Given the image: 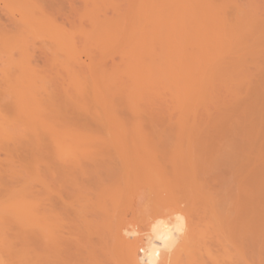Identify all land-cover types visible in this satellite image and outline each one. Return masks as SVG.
I'll return each mask as SVG.
<instances>
[{"label":"rangeland","instance_id":"374dc122","mask_svg":"<svg viewBox=\"0 0 264 264\" xmlns=\"http://www.w3.org/2000/svg\"><path fill=\"white\" fill-rule=\"evenodd\" d=\"M26 1L28 0H0V117L10 123L9 120L13 118L15 120L13 123L17 122L18 125L14 130H11L15 133L14 135L11 132V136L16 139L7 142L13 146L10 148L8 145L9 152L13 153V156L11 154L9 156L8 151H5L8 147L5 148L4 154L0 155L2 160V162L0 160V178H2L0 179V203L4 201L3 203L13 208L25 194L27 201L35 205L38 203V207L41 206L40 210L38 208L40 217H44L46 214L57 216L60 213L57 211H61L62 213L57 219L55 218L58 225L60 218L61 223H65L63 220L66 217L67 219L70 217L69 221L72 222L66 228L64 224H60L62 227L64 225L63 228L60 227V235L63 236V239L59 241V244L56 243L59 249H55L52 244H49L51 235L45 230V224L38 221V223L25 224L19 216L14 217L9 213L12 209L8 213H3L0 210V264H73V262L75 264H132L128 256L125 255L127 248L122 242L123 238H128L129 233L138 229L142 234L145 233L153 217L154 219L164 218L170 214L173 217L183 215L188 222L186 235L182 239V243L180 241V247L175 251L172 263L264 264V31L258 29L256 32L257 26L253 27L255 30L251 29L254 21L257 23V20H264V0H209L216 2L215 6L220 8L219 11L222 10L220 13L223 14L222 19L226 23L224 32L226 31L225 33L229 35L225 36L226 34L224 35L221 30L220 37H225L224 41L227 40L225 42L222 38L220 40L223 43L229 41L226 44L229 47L228 50L226 45L221 44L224 45L223 48L215 41H208L207 44L210 43L205 45L207 48L201 45L202 49L198 50L199 37L201 36V40H203L204 35L202 34L206 36V30L203 31L205 28L199 29L200 35L197 32L199 30L195 29L197 27L189 26L191 27L189 29L192 30L187 28L189 30V32L187 31L189 34L187 41L184 38L185 35L182 37L184 33L176 31L180 26H175L173 30L169 29L173 28L172 26H167V28L163 26L169 32L164 29L166 33L163 31L162 35L164 34L166 37L168 33L176 35L172 36V41H167L169 39L166 40V37L163 38L158 34L153 45V58L150 60L149 69L146 72L143 71L144 69H140L136 64L137 61L135 63L136 59L133 58V52H139L138 47H135L136 50L131 53L127 47L136 44L132 42L134 41L133 36L135 37L139 28L136 30L134 27L137 24L134 17L138 16L136 2L141 4L142 0H138L139 2L137 0H33L46 13L57 16L58 23L63 25L61 26L63 31L60 29L62 32L39 18L37 16L40 12L39 9L35 8L33 3V6L30 3L32 7L27 5ZM173 1L169 2L172 6ZM168 6L169 4L164 8ZM174 8L173 10L176 11L177 8ZM157 9L162 16V13L165 12H162L163 8L158 6ZM170 12H166V16L169 14L171 17L173 11ZM104 13L107 14L104 15ZM96 15L99 20L103 19V21L109 20L107 18L109 17L111 20L106 21L107 23L113 20L115 23L109 24L113 29L114 26L118 28L121 38L114 37L111 41H107L103 37V33L98 32L99 26H94L93 20H91ZM119 16L120 18H117ZM103 21L101 20V23ZM137 26L140 25L137 24ZM119 29L122 30L119 31ZM103 30L104 27L101 26L100 31ZM123 30L125 34H123ZM252 30L253 33H251ZM193 31L197 33L194 39L192 38ZM98 33L101 35L99 36ZM121 34L123 35L121 36ZM136 37L135 39H137ZM246 37L250 42L246 41ZM162 38L165 43L162 42ZM206 38L212 40L210 35L208 38V34ZM189 39L193 40V43ZM166 41L173 42V44L171 43L172 53L176 51L179 53L183 50L181 47L186 46L187 52L190 50L187 53L188 56H192L195 62H197L196 57L203 59L201 56L203 55L204 59H207L209 53L214 56L215 52L216 62L214 61V65L213 63H211L212 65L207 64L206 67L209 68L207 76L210 75L206 79L207 82L203 81L202 85L204 86L200 87L202 92L198 91L196 94V96L201 94L200 97L198 99L196 96L194 97L196 101L191 102L189 95L187 96V89H185L187 85L184 83L185 74L180 57H177L178 53L175 55L171 53L173 57L166 55V58L163 57V52L169 47ZM188 42L192 44H190L191 47L187 44ZM209 45L219 46L218 49L221 48L223 52L219 50L216 52V48L212 47V49ZM192 47L195 49H191ZM203 48L206 49L203 50ZM167 58H171L170 61ZM29 65L37 73L33 72L32 75L30 73L28 75ZM133 67L138 69L137 77L144 76L145 79L140 78L143 81H140L139 78L135 80L132 77L134 75H130ZM213 67L215 68L213 69ZM225 68L228 69V73L224 71ZM229 70L235 71L229 73ZM34 73L36 74L34 75ZM33 75L36 79L34 77L32 79ZM76 76L78 77L76 78ZM210 76L211 79H209ZM34 80L36 81L33 82ZM78 82L81 88L78 87ZM23 85L28 86V90L23 92L24 96H21L23 93L20 89L25 90ZM29 89H32L33 97L40 98H37L36 103L37 101L42 102L47 115V118L44 115L43 123L41 121V124L38 123L40 125H36L34 122V124L32 122L27 124V121L30 120L26 121L22 119L23 117L19 119L16 117L18 111L16 115L14 113L17 108L13 110V107H16L19 102L18 99L21 100L26 94L29 95ZM26 98L22 102L27 100ZM29 100L26 101L28 104H30ZM187 105H190L188 106L189 110L186 108ZM4 115L5 117H2ZM63 134L64 138L70 134L69 139L72 138L74 143L76 139L77 143L74 145L73 140L69 143L67 138V145L64 146L62 143L65 141ZM138 134H143L142 137L148 139H145L146 142L149 141L148 144L152 142L150 148L153 153H149L148 150L149 156L145 155L147 159L136 156L135 160L138 164L140 163V166L148 167L146 171L151 169L149 172H152V178L155 179L157 186L153 185L152 187L153 182L145 179L149 175L145 172L144 167L137 169V166V168L130 169L132 162L129 163L130 159L124 158L125 151L128 150V148L126 150L124 148L127 142V144L132 143L129 149L132 150L130 152L133 153L134 150L135 153L132 138H142L140 135L137 136ZM59 135L62 136V144L58 140L60 139ZM216 137V141H222V143H218L219 146L215 141L211 143ZM83 138L85 145L82 143ZM123 138L127 142L126 140L124 142ZM197 140L201 142L204 140L203 146L202 144L200 146L202 148L196 151L200 153L202 151L201 155L197 154L198 157L193 152V149L197 150L198 148L199 141L194 143ZM178 141L186 143V146L182 144L180 146V150L181 147L185 148L181 150V154L186 152V158L189 156L187 161L185 158V164L183 161L185 155L181 158L177 156L179 159L175 156L174 160L170 159L179 149ZM80 142L84 147H82L83 145L77 146V144L80 145ZM110 142L114 146H118L111 148ZM235 143L237 148L233 147ZM231 144L232 147H227ZM239 144L244 148L247 147L246 154L242 152L244 148ZM212 145L217 149L218 147H222V149L216 150ZM106 146L107 148H105ZM145 146L147 147V145ZM238 147H241V152ZM158 148H160V152H158ZM227 148L229 149L227 150ZM107 149L111 150L107 152ZM138 150H140L139 147ZM92 151L93 155L101 154L99 155L101 158L96 155L93 158ZM217 151L218 153H216ZM23 152L24 157L21 156ZM79 152L81 153L79 154ZM130 152H127L126 155L129 158ZM162 152L165 154L167 152L166 156L168 155L169 159ZM230 153L232 156H229ZM16 154V160L20 159L25 163L24 167L27 168L25 174L23 172L25 168L19 167L22 163L20 164V161L17 163L15 160ZM76 154L79 155V158L76 157ZM88 154L90 157L87 156ZM114 154L116 159H114ZM191 154L197 163L193 161ZM103 155L108 159V162H106L107 159H103ZM207 156L208 161H210V157L214 158L211 164L205 160ZM201 157L202 160L204 158L202 163L200 162L202 161ZM166 160L172 164H167L165 167ZM1 163L3 164L1 165ZM175 164L177 165L175 166ZM198 165L199 169H203V171H199H202L201 174L204 175V178L206 177V182L203 177L200 178V173H196ZM123 166H126V169ZM231 166H233V170L232 168L228 169ZM174 167L176 168L174 169ZM179 167H182L184 174L181 173ZM249 167L251 168L249 169ZM172 168L174 171L177 170L178 174L184 175L182 183L180 180L177 181L180 182L181 187L183 183H188V188L183 187L182 190L180 184L176 187L175 179L172 180L169 177V174L172 176L177 173L173 174ZM185 168L190 169V178L188 171L185 172L187 170ZM123 169L126 172L125 177L122 178L124 176ZM133 170L136 175H140L139 183H136V178H131ZM239 170L240 173H237ZM185 174L188 177L186 182H184ZM196 174L199 176L198 180H196ZM136 175L134 176L137 177ZM141 175L144 177L142 178ZM201 179L202 182L204 181L203 183ZM250 179L251 183L248 182ZM131 180H134L133 186ZM195 182L197 186H194ZM205 184H207L206 190ZM247 184L250 185L251 191L247 190L249 188ZM170 188H174L179 195L176 191L174 194ZM113 190L116 195L111 192ZM103 193L110 196L115 195V198L107 196L108 199H102L104 200L102 202ZM118 193L121 195L118 196ZM250 197L251 199H248ZM246 198L254 203L251 204L248 201L251 206V210L248 208V213L243 210L247 205L249 206L246 201L244 203ZM113 199L118 200L114 202ZM175 202L176 204H173ZM45 206L46 208L43 209ZM102 209L103 213L107 211L104 213L106 217L109 213L108 218H104ZM170 210L172 213L168 214ZM42 212L44 215L41 214ZM48 216L45 217L49 218ZM52 218L54 220V217ZM72 218L76 219H73L75 222L71 220ZM107 219L108 221H106ZM73 222L76 226L72 224ZM71 225L74 227L71 228ZM80 227L88 228L85 229L87 232L90 230L89 234L84 233V237L82 232L85 231ZM99 228L100 230H98ZM71 231L72 234L74 233L73 236L69 234ZM91 231L94 234L91 235ZM80 232L82 236L79 234ZM75 234L80 235L83 239H78V241ZM112 237L118 240L115 241ZM68 238L76 242L70 244ZM128 240L135 243L139 241H135L133 237H129ZM139 243L140 241L137 242L138 247L143 242L140 243V246ZM119 244L122 245L119 246ZM72 252L75 255L70 257L69 254Z\"/></svg>","mask_w":264,"mask_h":264},{"label":"bare ground","instance_id":"6f19581e","mask_svg":"<svg viewBox=\"0 0 264 264\" xmlns=\"http://www.w3.org/2000/svg\"><path fill=\"white\" fill-rule=\"evenodd\" d=\"M25 1V0H24ZM105 1V0H104ZM138 1V0H137ZM140 1V0H139ZM138 1V2H139ZM170 1H173V0H142V2H141V4H139V3H137L136 2V5L138 4V7L136 6V8H138V12H137V9H135L136 10V12H137V17H134L135 18V20H136V22H137V24L138 25H140V26H137V24H135V29L137 30V28H138V31H137V35L135 34V37L137 38V39H135V37L133 36V38H134V41H136V42H134V41H132L133 43H136V44H133L132 45V43H130L131 41H129V43H130V45H132V46H130L131 48H134L133 50H130L131 48L129 47V45L127 46L128 47V49H129V52L131 53V52H133V51H135L136 49H135V47H138V50H139V52L138 51H136L137 53H135V52H133V55L135 56H133L132 54V56H133V58L134 59H136L135 60V63H136V61H137V65L140 67V69H144L143 71L144 72H146L149 68V62H150V60L153 58V45H154V43H155V41L157 40V36H158V34L159 35H162V33H166V31L168 30H166L165 29V27L167 28V26H172L173 28H169V29H171V30H173L174 29V27L176 26V27H182V28H177V33L179 32H182V33H184L183 35H182V37L185 35V37L184 38H186V40L188 39V32H189V30H192V29H189V28H191V27H189V26H195V27H197V28H195L196 30H199V29H201L202 30V28H205L203 31H205L206 30V36H207V34H208V38H209V35L212 37V40H210V39H208L207 40V38H206V36H205V34H202V35H204V37L202 38L203 40H201V34H200V30L199 31H197L200 35V37H199V39H200V41H198L197 43L200 45V46H198V50H201L202 48H201V45H202V47H206L208 44H207V42L208 41H215L219 46H222L221 44H224V45H226V44H228V42L227 43H223V42H225L227 39H225V41H224V38L225 37H220L221 35H222V31H223V33H224V35L225 36H227V35H229V34H227V33H225L224 32V28L226 27V23L223 21V19H222V16H223V14L221 15V13L220 12H222V10L221 11H219L220 10V8H218V7H216L215 6V4H217L216 2H214V1H209V0H174L172 3H173V6L169 3ZM29 2V3H28ZM176 2V3H175ZM33 3V4H35V8H37V9H39V11L40 12H38V17L39 18H41L42 20H44V21H46V23L49 25V26H54V27H56V29H58L59 31H60V29H61V26H63V25H61V24H59L58 23V18H57V16L56 15H54V14H48V13H46L42 8H41V6H39V5H37L35 2H33V0H28V1H26V4L27 5H29V6H31V4ZM215 3V4H214ZM33 4H32V6H33ZM98 4V3H97ZM105 4V3H104ZM169 4V6L168 7H166V8H164L166 5H168ZM140 5V6H139ZM163 5V6H162ZM31 6V7H32ZM38 6V7H37ZM97 6V5H96ZM158 6H160L161 8H163V10H162V12H164V13H162L163 15L162 16H160V13L158 12ZM217 6H219V5H217ZM171 7V8H170ZM174 7H176L177 9H176V11L175 10H173V8ZM34 9V8H33ZM168 9V11H166ZM171 9H172V11H171ZM175 9V8H174ZM172 12V15H171V17H170V15L168 14V16H166V12H170V11ZM134 12V11H133ZM170 12V13H171ZM174 13V14H173ZM105 14H107V13H104V15ZM119 15V14H118ZM135 15H136V13H135ZM116 16V15H115ZM114 16V17H115ZM121 16V15H120ZM120 16L119 17H117V18H120ZM131 17H132V15H131ZM91 18V17H90ZM109 20H111L109 17H107ZM167 18V19H166ZM95 19V20H94ZM106 19V18H105ZM123 19V18H122ZM91 20H93L92 22L94 23V26L95 25H97V26H99V29L101 30V26H103L104 27V30L103 31H100V30H98V32H102L103 33V37L104 38H106L107 39V41H111L114 37H117V38H121V37H119L120 35H119V32H118V28L117 27H115L114 26V29H113V27L109 24V23H111V22H113V23H115L113 20L111 21V22H106V21H109V20H104L103 21V19H101L103 22L101 23V20H99V18H98V15H96V17L94 16V17H92L91 18ZM124 20V19H123ZM131 20V19H130ZM115 21L117 22V19L115 18ZM125 22V21H124ZM132 23H133V21H131ZM139 22H140V24H139ZM169 22V23H168ZM93 23H92V25H93ZM119 23V22H118ZM125 23H127V22H125ZM254 23V24H253ZM252 23V28L251 29H254L256 26V32H257V30L259 29V30H263L264 31V20H257V23H256V21H254ZM109 24V25H108ZM228 24V23H227ZM132 25V24H131ZM250 25V24H249ZM254 25V26H253ZM108 26H111V27H108ZM137 26V27H136ZM163 26H165V27H163ZM222 26V27H221ZM225 26V27H224ZM107 27V28H106ZM119 27V26H118ZM131 27V26H130ZM192 27V28H193ZM220 27H221V29H220ZM254 27V28H253ZM106 28V29H105ZM109 28V29H108ZM189 30H188V29ZM103 29V28H102ZM117 29V30H116ZM122 29H123V27H122ZM122 29H119V31H121ZM131 29V28H130ZM129 29V30H130ZM135 29H133L134 31H136ZM166 31H165V30ZM231 29V28H230ZM62 30V29H61ZM132 30V31H133ZM222 30V31H221ZM255 30V29H254ZM63 31V30H62ZM62 31H60V32H62ZM128 31V30H127ZM133 31V32H134ZM164 31V32H163ZM175 31V30H174ZM188 31V32H187ZM230 31H232V30H230ZM123 32H124V30H123ZM167 32H169V31H167ZM229 32V31H228ZM254 31L252 30V32L251 33H253ZM97 33V32H96ZM229 33H231V32H229ZM233 34H234V32H232ZM123 34H125V32L123 33ZM123 34H121V36L123 35ZM172 34V33H171ZM169 34L168 33V36L166 37V35L164 36V34L162 35L163 36V38L164 37H166V40L167 39H169V40H167V41H172V36H174V35H176L175 33L174 34ZM193 35V39L195 38V34H197V33H195L194 31H193V33H192ZM221 34V35H220ZM98 35L100 36L101 35V33L99 34L98 33ZM128 35V34H127ZM126 35V36H127ZM170 35V36H169ZM252 35V34H251ZM131 36V35H130ZM179 36V35H178ZM187 36V37H186ZM236 36V35H235ZM231 37V36H230ZM232 37H233V35H232ZM101 38V37H100ZM109 38V39H108ZM162 38V42H164L165 43V40ZM174 39H175V37H173ZM189 38H191L190 36H189ZM223 39V42L221 41L222 39ZM228 38V37H227ZM241 38V37H240ZM245 38V37H244ZM243 38V39H244ZM247 38V37H246ZM130 39V38H129ZM131 39H132V37H131ZM130 39V40H131ZM182 39V38H181ZM221 39V40H220ZM242 39V38H241ZM240 39V40H241ZM260 39V38H259ZM258 39V40H259ZM100 40V39H99ZM103 39L101 38V41H102ZM249 40H250V38H249ZM257 40V41H258ZM166 41V43H167V45L169 46V47H165L166 48V50L163 52L164 54H162L163 55V57L166 55L167 57H169V56H171V57H173L172 55H171V53H172V51L173 50H171V49H173L172 48V46H171V43L173 44V42H167ZM188 41V40H187ZM186 41V42H187ZM189 41H190V39H189ZM193 40H191L190 42L191 43H193L192 42ZM247 42H250V41H248V38H247V40H246ZM103 42V41H102ZM105 42H106V40H105ZM242 42H243V40H242ZM101 43V42H100ZM107 44H108V42H106ZM128 43V42H127ZM170 43V44H169ZM176 43V42H175ZM190 43V44H191ZM197 43H195V44H197ZM260 43V42H259ZM180 44H182V42H180ZM188 45H189V47H191L190 46V44H189V42L187 43ZM215 44V43H214ZM192 45V44H191ZM206 45V46H205ZM223 45V46H224ZM230 45V44H229ZM211 48L213 47V48H216L215 49V51L216 52H219V51H221V48H220V50L218 49L219 48V46L217 47H214L215 45H213V46H211V45H209ZM222 46V47H223ZM195 47H197L196 45H195ZM209 47V48H210ZM226 47H227V45H226ZM181 48H183V50H181V51H179V53L176 51L175 53H178L179 54V56H178V54H177V57H180V60H181V62H182V65H183V71H184V77H185V82L184 83H186V87L187 88H185V89H187V96L189 95V99L191 100V102L192 101H194L195 100V96H196V94H198V91H200V92H202L201 91V86L203 87L204 85H202L203 84V81H206V79H207V77L210 75H208L207 76V74L209 73V68H207L206 66H207V64H209V65H212L211 63H213V65H214V63L216 62L215 61V58H217V57H215V52L214 51H212V52H214L213 54H214V56L213 55H211L210 53V55L208 54V58L207 59H204V57H203V55H201L202 56V58L203 59H199V58H197L196 57V60H197V62H195V59H193V57L192 56H188V52L190 51H188L187 52V49H186V46H182ZM207 48V47H206ZM206 48H203V50L204 49H206ZM212 48V49H213ZM224 48V47H223ZM103 49H104V47H103ZM175 49V48H174ZM188 49H190V48H188ZM191 49H195L194 47H192ZM211 49V50H212ZM229 49V47H227V50ZM176 50V49H175ZM197 50V51H198ZM209 50V49H208ZM217 50H219V51H217ZM225 50V49H224ZM208 52V51H207ZM221 52H223V51H221ZM175 53L173 52L172 54L173 55H175ZM170 54V55H169ZM192 54H193V52H192ZM204 54H205V52H204ZM222 54V53H221ZM194 55V54H193ZM166 56L164 57V58H166ZM196 56V55H195ZM194 56V57H195ZM213 56V57H212ZM132 58V57H131ZM149 58V59H148ZM148 59V60H147ZM169 58H167V60H168ZM171 59V58H170ZM170 59H169V61H170ZM178 59V58H177ZM192 60H194V61H192ZM134 61V60H133ZM132 61V62H133ZM172 61H173V59H172ZM215 61V62H214ZM27 62V61H26ZM208 62H210V63H208ZM170 65L172 64V63H169ZM27 65V64H26ZM168 66V65H167ZM242 65H240V67H241ZM134 69H133V71L136 73H134L133 71H132V73H130V75L132 74V75H134V76H132L135 80L137 79V78H141V79H145L144 78V76H136L138 73V69L136 70V68L135 67H133ZM180 68V67H179ZM215 67H213V69H214ZM242 68H244L243 66H242ZM245 69V68H244ZM26 70V69H25ZM158 70H160V69H158ZM223 70V69H222ZM221 70V71H222ZM240 70V69H239ZM137 71V72H136ZM212 71V70H211ZM224 71L225 72H227L228 73V69L227 68H225L224 69ZM235 71V70H234ZM234 71H231V70H229V73H233ZM33 72H36V70H34V68H32L30 65L28 66V75H32L33 74ZM74 72V71H73ZM213 72V71H212ZM211 72V73H212ZM223 72V71H222ZM240 72V71H239ZM30 73V74H29ZM37 73V72H36ZM36 73H34V75L36 74ZM237 73V75H238V72H236ZM32 76V79H33V77H34V79H36L35 78V76ZM236 75V76H237ZM232 76V75H231ZM235 76V75H234ZM29 77H31V76H29ZM78 76H76V78H77ZM182 77H183V75H182ZM140 79V81H143V80H141ZM209 79H211V76L209 77ZM78 80H80V79H78ZM77 80V81H78ZM138 80V79H137ZM32 81V80H31ZM36 80H34L33 82H35ZM81 81V80H80ZM79 81V82H80ZM208 81V80H207ZM206 81V82H207ZM79 82L77 83V84H79ZM81 83V82H80ZM205 83V82H204ZM31 84H32V82H31ZM82 84V83H81ZM207 84V83H206ZM24 86V85H23ZM28 86H30L29 84H28ZM27 86V87H28ZM206 86V85H205ZM27 87L26 86H24V88L23 89H25L24 91L22 90V89H20L21 91H22V93L24 92L25 93V91H27L28 89H27ZM78 87H80L81 88V85L79 84V86ZM79 88V90H82V89H80ZM185 89H184V91H185ZM30 90V89H29ZM32 90V89H31ZM31 90H30V93H29V95L28 94H26V96L24 97V98H26V97H28L29 96V98H30V100H31V102H30V100H29V98H26L27 100H29V103L30 104H28V102H26L27 100H25L24 102H22L23 100H24V98H22L21 100H19L18 99V103H17V106L16 107H13V110L15 109V108H17V110H15L14 111V113H15V115H16V112L18 111V115H16V117H18L19 119L20 118H22V119H25L26 121L27 120H30V121H27V124L29 123V124H31V122L33 123H36V125H40L41 124V122L44 120V118L43 117H45L46 116V118H47V115H46V113H45V111H44V106H43V104H42V102H40V101H37V103H36V100H37V98L38 99H40L39 97H36V96H34L33 97V95L31 94ZM204 92H205V90H203ZM24 93L21 95V96H24ZM32 95V96H31ZM186 94H185V92H184V96H185ZM201 95V94H200ZM200 95H198V96H196L197 97V99L200 97ZM20 97V96H19ZM32 97V98H31ZM36 98V99H35ZM187 98V97H186ZM192 98H194L193 100H192ZM33 99H35V100H33ZM186 100H188V99H186ZM196 101V100H195ZM40 102V103H39ZM188 103H191L190 101H187ZM22 103V104H21ZM42 104V105H41ZM192 104V103H191ZM19 105V106H18ZM256 105V104H255ZM188 106H190V105H187V109L188 108H190V107H188ZM253 106V105H252ZM43 109H42V108ZM253 108V107H252ZM256 108V107H255ZM7 109V108H6ZM1 110H3V109H1ZM9 110V109H8ZM189 110V109H188ZM257 110V109H256ZM11 111V110H10ZM0 113H1V111H0ZM3 113V112H2ZM5 115H7V113L5 112ZM5 115L4 116H2V117H5ZM10 115H11V113H10ZM12 115H13V113H12ZM20 115V116H19ZM45 115V116H44ZM7 117V116H6ZM8 117H9V115H8ZM13 117V116H12ZM1 118V117H0ZM43 118V119H42ZM2 119V118H1ZM0 119V155H1V153H3L4 154V152L5 151H8V155L10 156V154H11V156H13V153H10L9 152V149L10 148H13V146H11V144L9 145V143H7V142H9L10 140H11V142L13 141V139L15 140L16 138H13L12 136H11V132H13V131H11L12 129L14 130L15 128H16V123L14 122L13 123V118L11 119V120H9V121H11V123L10 122H5V119H2L1 120ZM9 119V118H8ZM22 119H21V122H22ZM4 120V121H3ZM25 120H23V122L24 123H26V121ZM3 121V122H2ZM7 121V120H6ZM15 121V120H14ZM41 121V122H40ZM33 123V124H34ZM38 123H40V124H38ZM43 123V122H42ZM18 126V125H17ZM17 131V130H16ZM14 133V132H13ZM13 133H12V135H13ZM57 133H59V132H57ZM14 135H15V133H14ZM61 135V134H60ZM60 135H59V137H60ZM70 135V134H69ZM69 135H68V137L66 136L65 138H64V134H63V138L65 139V141H62V143H64V146L65 145H67V142H66V139L69 141V143H71L72 142V138H70L69 139ZM73 135V134H72ZM141 136L142 137V135L143 134H138L137 136ZM145 136V135H144ZM17 137V136H16ZM23 137H24V134H23ZM62 137V136H61ZM61 137H60V139H58L59 141H60V144H62L61 143ZM73 137V136H72ZM75 137V136H74ZM86 137V136H85ZM90 137V136H89ZM133 137V136H132ZM135 137V136H134ZM78 138V137H77ZM119 138H121V137H119ZM127 138V137H126ZM139 138V139H138ZM138 138H135V139H133L132 138V140H133V147H135V153H134V150H133V153L132 152H130V151H132L131 149H129V147L132 145V143H130L129 142V144H127L128 142H127V140H126V146L124 147L125 148V150H126V148H128V150L127 151H125L126 152V155H127V152H130V154L128 155V156H130V158L129 157H127L126 155H125V157L124 158H127V160H129L130 159V161H129V163H131L130 164V169L132 168V167H134V168H137V166H138V168L137 169H142L143 167L142 166H140L137 162H136V160H135V158H136V156L138 157V156H142L143 158L144 157H146L145 155H147V156H149L148 154L150 153V152H152V150H151V143H149L148 144V142L149 141H145V139L146 140H148L147 138H144V137H142V138H140V137H138ZM143 138H144V140H143ZM187 138V137H186ZM200 138H203V137H200ZM210 138H212V137H210ZM214 138V137H213ZM18 139H19V136H18ZM75 139V138H74ZM88 139V138H87ZM118 139V138H117ZM189 139V138H188ZM198 139V138H197ZM216 139H217V137L215 138V140H212L211 141V143H213V141H215L216 142V144H220V143H222V141L221 140H219V142H218V140L216 141ZM112 140V139H111ZM121 140V139H120ZM119 140V141H120ZM124 142H125V140H124V138L122 139ZM129 140V139H128ZM130 140H131V136H130ZM211 140V139H210ZM225 140V139H224ZM186 141V140H185ZM191 141H192V138H191ZM199 141V143L197 144L198 145V148H197V150L196 149H193V152H195L196 153V155L198 154V155H201V153H202V151H201V153L200 152H196V151H198V150H200L201 148H200V146H201V144L202 143H204V140H202V142L200 141V140H197L196 142H194L195 144L197 143ZM65 142H66V144H65ZM79 142V141H78ZM107 142V141H106ZM236 142V141H235ZM77 143V140L75 139V143H74V140H73V144L75 145ZM82 143H84V138H83V142ZM113 143H114V141H113ZM112 142H110V144H111V148H112V146L113 147H117L118 145H116V143H117V141H116V143H115V145L116 146H114V144H113ZM162 143V142H161ZM180 143V144H179ZM193 143V144H194ZM87 144V143H86ZM90 144V143H89ZM105 144V143H104ZM108 144V146H109V143H107ZM171 144V143H170ZM177 144L179 145V149H178V151H176L175 153H177V155H175V153L173 154V156L172 157H170V159L171 158H173V160H174V156L177 158V159H179V158H181V156L183 157V155H185V157H183V161L185 160V158L187 157V154H186V152H185V154L182 152V154H181V150H183V148L184 147H181V150H180V146H181V144L182 145H185L184 143H182V142H177ZM190 144V143H189ZM215 144V143H214ZM219 144H218V146H219ZM227 144V143H226ZM225 144V145H226ZM229 144H230V142H229ZM232 144H234V143H232ZM232 144H231V146H229V145H227V147H232ZM10 146V148H9V146ZM83 145V144H82ZM81 145V142H80V145H78L77 144V146H82ZM84 145H85V143H84ZM84 145L82 146V147H84ZM95 145V144H94ZM93 145V146H94ZM127 145H129V146H127ZM145 145H147V147L145 146ZM150 145V146H149ZM153 145V144H152ZM169 145V144H168ZM196 145V146H197ZM236 143H235V145L233 146V147H235V148H237L236 147ZM239 145H241V144H239ZM244 145H246V144H244ZM90 146V145H89ZM93 146H92V148H93ZM145 148H143V147ZM155 146V145H154ZM163 146H165V145H163ZM162 146V147H163ZM173 146V145H172ZM186 146V145H185ZM188 146V145H187ZM202 146H203V144H202ZM213 147H214V149L216 148L214 145H212ZM212 146H211V148H212ZM217 146V147H218ZM247 146V145H246ZM6 147H8V148H6ZM81 147V148H82ZM97 147H98V145H97ZM110 147H108V148H110ZM138 147L140 148V150H138ZM177 147V146H176ZM204 147L206 148V145H204ZM241 147L242 148H244V146H242L241 145ZM241 147H238L239 148V152H241V150H240V148ZM5 148H6V150H5ZM80 148V149H81ZM88 148V147H87ZM99 148V147H98ZM105 148H107V146L105 147ZM147 148H149V149H147ZM178 148V147H177ZM205 148H203L204 150H206ZM221 149H222V147H220ZM219 147H218V149H220ZM8 149V150H7ZM97 149V148H96ZM116 149H118V148H116ZM143 149V150H142ZM185 149V148H184ZM217 148H216V150H218ZM229 148H227V150H228ZM5 150V151H4ZM87 150H92V149H87ZM109 150H111V149H107V152H109ZM148 150H149V153H148ZM151 150V151H150ZM158 152H160L161 150H160V148H158ZM224 150V149H223ZM226 150V149H225ZM245 150H247V147H245L244 148V151H242V152H244L245 154H246V151ZM1 151H3V152H1ZM11 151V150H10ZM81 151H82V149H81ZM98 151H100V150H98ZM112 151H113V149H112ZM111 151V152H112ZM12 152V151H11ZM101 152V151H100ZM110 152V153H111ZM154 152H155V150H154ZM165 152V151H164ZM164 152H162V153H164ZM81 152H79V154H80ZM131 153H132V155H131ZM148 153V154H147ZM153 153V152H152ZM216 153H218V151L216 152ZM91 154V153H90ZM90 154H88L87 156H89L90 157ZM95 154V153H94ZM166 154H167V152H166ZM166 154L164 153V155H165V157H167L166 156ZM229 154V153H228ZM20 155V154H19ZM18 155V156H19ZM25 156V154H24V152H23V154L21 153V156ZM85 155V154H84ZM91 155H93V151H92V154ZM96 155V154H95ZM95 155H93V158H94V156ZM99 155H101V154H99ZM98 154L96 155V156H98V157H100L101 158V156H99ZM111 155H112V153H111ZM115 155V154H114ZM133 155H135V156H133ZM151 155V154H150ZM162 155V154H161ZM164 155H163V157H164ZM192 155V159H193V154H191ZM198 155H197V157H198ZM203 155V154H202ZM249 155V154H248ZM2 156V155H1ZM8 156V157H9ZM16 157H15V160H16V158H17V154L15 155ZM23 156V157H24ZM79 155H77L76 154V157H78ZM110 155H108V157H109ZM118 156H119V154H118ZM117 156V157H118ZM179 158H178V157ZM217 156V155H216ZM229 156H232V154L230 153V155ZM228 156V157H229ZM6 157H7V155H6ZM5 157V158H6ZM75 157V156H74ZM103 157V159L105 160V159H107V158H104V155L102 156ZM114 157V156H113ZM112 157V158H113ZM151 157V156H150ZM194 157H195V155H194ZM220 157V156H219ZM11 158V157H10ZM27 158V157H26ZM79 158V157H78ZM109 158H111V157H109ZM134 159L133 161L131 160V159ZM188 158H189V156H188ZM188 158H186V161H187V159ZM208 156L206 157V161H208ZM233 158V157H232ZM247 158H248V156H247ZM13 159V158H12ZM114 159H116V155H115V158ZM122 159V158H121ZM146 159H147V157H146ZM145 159V160H146ZM149 160H150V158H148ZM168 159H169V156H168ZM201 160H202V157L200 158ZM213 159L214 158H211L210 157V161H208V162H210V164H211V162L213 161ZM246 159V158H245ZM0 160H1V158H0ZM91 160V159H90ZM94 160V159H93ZM98 160H99V158H98ZM118 160V159H117ZM143 160V159H142ZM190 160H191V156H190ZM195 160V158L193 159V161ZM198 160V159H197ZM203 160H204V158H203ZM203 160L202 161H200L201 163L203 162ZM250 160H251V158H250ZM249 160V161H250ZM17 161V160H16ZM20 161V159L17 161V163ZM78 161V160H77ZM96 161V160H95ZM125 161H126V159H125ZM138 161V160H137ZM140 161V160H139ZM144 161V160H143ZM167 161V162H166ZM165 161V167H166V165L168 164H172V163H170V162H168V160H166ZM180 161V160H179ZM192 161V160H191ZM193 161H192V163H193ZM246 161V160H245ZM248 161V160H247ZM1 162H2V160H1ZM24 162V161H23ZM22 161H20L19 163L21 164L22 163V165H20L19 167H22V168H25L24 167V165H25V163H23ZM97 162V161H96ZM106 162H108V159H107V161ZM120 162V161H119ZM127 162V161H126ZM135 162H136V164H135ZM181 162H182V159H181ZM195 162V161H194ZM251 162V161H250ZM3 163H5V162H3ZM3 163H1V165L3 164ZM101 163H103V160H101ZM135 165H134V164ZM191 163V162H190ZM191 163V164H192ZM195 163H197V162H195ZM246 163V162H245ZM109 164V163H108ZM161 164H163L162 162H161ZM184 164H185V161H184ZM188 164H189V162H188ZM207 164V163H206ZM243 164H244V162H243ZM246 164H248V163H246ZM250 164V163H249ZM7 165V164H6ZM5 165V167L7 168V166ZM15 165H18V164H15ZM99 165V164H98ZM102 165V164H101ZM133 165V166H132ZM177 164H175V166H176ZM194 165V164H193ZM13 166V165H12ZM188 166V165H187ZM236 166V165H235ZM248 166V165H247ZM1 167V166H0ZM5 167H4V169H5ZM124 167V166H123ZM163 167V166H162ZM184 167H185V165H184ZM194 167H196V166H194ZM194 167H192L193 169H195ZM238 167V166H237ZM246 167V166H245ZM15 168V167H14ZM21 168V169H22ZM125 169H126V166L124 167ZM145 168V172H147L148 173V175H149V177L147 176V177H145V179H147L148 181H150V182H153V184H152V187H153V185H156V183H155V179L154 178H152L153 176L151 175V173L149 172V170H151V169H149L148 171H146V168L148 169V167H144ZM164 168V167H163ZM176 167H174V169H175ZM188 168H189V166H188ZM200 168V166L198 165V167H196V169H197V172H196V170H195V172L196 173H200V178L201 177H203L204 175H202L201 173H202V171H203V169H199ZM202 168V167H201ZM230 168H232V170L234 169L233 168V166H231V167H229L228 169L230 170ZM251 167H249V169H250ZM3 169V170H4ZM16 169V168H15ZM20 169V170H21ZM27 168H25L24 169V174H25V170H26ZM125 169H123V171H124V176H122V178L123 177H125V172H126V170ZM177 169H178V167H177ZM179 169H180V171H181V173H183V169H182V167L180 168L179 167ZM182 169V170H181ZM185 169H187V168H185ZM204 169H205V167H204ZM235 169H236V167H235ZM243 169H244V167H243ZM144 170V169H143ZM164 170L166 171V169L164 168ZM172 170V173L173 174H175V172H177L176 173V175H170L169 174V177H171V179L172 180H174V182H176V187H177V185L178 184H180V182L182 183V177L184 178V173L181 175V173L180 174H178V171L177 170H173V168L171 169ZM199 170H202L201 172L199 171ZM14 171V170H13ZM179 171V172H180ZM187 171H188V176H189V178H190V169H187V170H185V172L187 173ZM204 171H206V170H204ZM208 171V170H207ZM250 171V170H249ZM0 172H1V170H0ZM131 172H132V170H131ZM133 172H134V170H133ZM193 172V171H192ZM194 172V173H195ZM241 172H242V170H241ZM204 173V172H203ZM234 173V172H233ZM237 173H240V170H239V172L237 171ZM205 174V173H204ZM232 174V173H231ZM1 175V174H0ZM5 175H8V174H6L5 173ZM128 175V174H127ZM130 175H131V173H130ZM134 175H136L135 174V172L133 173V177H131V178H133V179H135L136 178V180H137V182L136 183H139V176L140 175H136L137 177H135ZM150 175H151V177H150ZM181 177H179V176ZM193 175V174H192ZM195 175V174H194ZM206 175V174H205ZM142 176V175H141ZM196 176H197V174H196ZM199 176H197V178H196V180H198V177ZM1 177V176H0ZM144 177V175L142 176V178ZM174 177V178H173ZM185 179H184V182H186L185 180H188L187 178V176H186V174H185ZM193 177V176H192ZM216 177V176H215ZM126 178H129V176L127 177L126 176ZM125 178V179H126ZM130 178V179H131ZM142 178L140 177V179L142 180ZM178 178V179H177ZM204 178V177H203ZM251 178V177H250ZM0 179H2V178H0ZM124 179V180H125ZM151 179H153L152 181H151ZM205 179H206V177L204 178V181H205ZM249 179V178H248ZM90 180V179H89ZM123 180V179H122ZM135 180V181H136ZM180 180V182H178V181ZM192 180H194V179H192ZM191 180V181H192ZM134 181V180H133ZM133 181L131 180V182H132V186H133ZM147 181V183H149ZM190 181V180H189ZM199 181H200V179H199ZM198 181V182H199ZM203 181V182H204ZM216 181V180H215ZM218 181V180H217ZM247 181V180H246ZM119 182V181H118ZM201 182H202V179H201ZM202 182V183H203ZM206 182V181H205ZM249 183H251V179H250V181H248ZM120 183V182H119ZM124 183V182H123ZM126 183V182H125ZM145 182H144V180H143V184H144ZM192 183H193V181H192ZM191 183V184H192ZM201 183V184H202ZM209 183V182H208ZM218 183V182H217ZM247 183V182H246ZM129 184V183H128ZM188 184V183H187ZM187 184L186 183H183L182 184V187H181V184H180V189H184L185 187H187ZM190 184V183H189ZM82 185V184H81ZM138 185V184H137ZM197 186V184H196V182H195V184H194V186ZM207 184H205L204 185V187L206 186ZM83 186V185H82ZM86 187H87V185H85ZM118 186V185H117ZM116 186V187H117ZM120 186V185H119ZM125 186H126V184H125ZM134 186H135V182H134ZM150 186V185H149ZM157 186V185H156ZM193 186V187H194ZM208 186H209V184H208ZM214 186V185H213ZM247 186H249V188H247V190H249V191H251V187H250V185L249 184H247ZM110 187H111V185H110ZM115 187V188H116ZM184 187V188H183ZM200 188L202 187L201 185L199 186ZM178 188H179V186H178ZM177 188V189H178ZM188 188V187H187ZM197 188V187H196ZM215 188H217V187H215ZM221 188V187H220ZM123 189V188H122ZM158 189V188H157ZM171 189V188H170ZM207 189V187H205V190ZM212 189V188H211ZM112 190V189H111ZM169 190V189H168ZM173 192L174 191H176L174 188H172L171 189ZM179 190V189H178ZM189 190V189H188ZM78 191V190H77ZM76 191V192H77ZM180 191V190H179ZM184 191H186V190H184ZM196 191H197V189H196ZM204 191V190H203ZM79 192V191H78ZM111 192H114L115 193V191L113 190V191H111ZM119 192V191H118ZM121 192V191H120ZM169 192H170V190H169ZM177 192V191H176ZM176 192H174V194L176 193ZM181 192V191H180ZM195 192V191H194ZM199 192V191H198ZM205 192V191H204ZM110 193V192H109ZM202 193V192H201ZM207 193V192H206ZM107 194H108V192H107ZM177 194H178V192H177ZM185 194V193H184ZM203 194V193H202ZM245 194L247 195V193H246V191H245ZM25 194H23V197L21 198V200L16 204V205H14L13 206V208L11 207V206H7L5 203H3V202H1L0 203V210L4 213V212H9L11 209V212H9L11 215H13L14 217L15 216H19L21 219H22V221H23V223H25V224H29L30 222L31 223H40V222H42L43 223V225L45 224V230L47 231V233H49L50 235H51V237H50V239H49V244H52V247L53 248H57V249H59L58 248V244H59V241L60 240H62L63 239V236H61L60 234V227L61 228H63L64 227V225H65V228H66V226H69L68 224H70V222H72V221H69V219H70V217L67 219V217H66V219H64L63 217V221H65V223H61V218L59 219V223L60 224H64L63 225V227L59 224L58 225V221L57 220H55V218L57 219V217L62 213L61 211H57L58 213H59V215H57V216H55V215H53V216H48V214H46L49 218H51V219H49V218H47V217H45L46 215H44L43 214V212L41 213L42 215H44V217L42 216V217H40L41 215H40V213L38 214V211L41 209L40 207V205H39V207H38V203L35 205V204H31L29 201H27L26 200V196H24ZM102 195H104L103 197H101V201L103 202L104 200H102V199H108L107 198V196L108 197H114L115 198V195H116V193H115V195L114 196H110V195H106V194H102ZM106 195V196H105ZM119 195H121V193L119 194L118 193V196ZM179 195V194H178ZM207 195V194H206ZM248 195H249V192H248ZM62 196V195H61ZM70 196H72V195H70ZM171 196V195H170ZM182 196V195H181ZM180 196V197H181ZM196 196H197V194H196ZM205 196V195H204ZM106 197V198H105ZM179 197V196H178ZM78 198H79V196H78ZM81 198V197H80ZM109 198V199H110ZM185 198V197H184ZM198 198H199V195H198ZM245 198V197H244ZM119 199V198H118ZM118 199H113L114 200V202L115 201H117ZM248 199H251V197L250 198H248ZM247 198H246V200H244V203H245V201H246V203L247 204H249V206L247 205V207H245L243 210H246L247 211V213H248V208H250L249 210H251V206H250V202L252 201H250V200H248ZM55 200H56V198H55ZM59 200V199H58ZM179 200V199H178ZM201 200H202V198H201ZM206 200V199H205ZM62 201V200H61ZM65 201V200H64ZM98 201H100V200H98ZM188 201V200H187ZM248 201H250V202H248ZM36 202V201H35ZM34 202V203H35ZM57 202V201H56ZM79 202V199H78V201H77V203ZM2 203H3V206H2ZM60 203V202H59ZM62 203V202H61ZM72 203H74V202H72ZM109 203H111V202H109ZM253 202H251V204H252ZM6 206H5V205ZM44 204V203H43ZM52 204V203H51ZM54 204V203H53ZM67 204V203H66ZM101 204V203H100ZM100 204H98L99 205V207H100ZM104 204H105V202H104ZM173 204H176V202L175 203H173ZM185 204V203H184ZM254 204V203H253ZM49 205V204H48ZM60 205V204H59ZM62 205V204H61ZM79 205V204H78ZM117 205H119V204H117ZM47 206V205H46ZM46 206L45 207H43V209L44 208H46ZM57 206V205H56ZM64 206H66L65 204H64ZM178 206V205H177ZM193 206V205H192ZM245 206H246V204H245ZM52 207V206H51ZM244 207V206H243ZM38 208H39V210H38ZM114 208V207H113ZM176 208V207H175ZM48 209V208H47ZM14 210V211H13ZM50 211H51V209H49ZM49 210H48V212H49ZM57 210V209H56ZM60 210V209H59ZM68 210V209H67ZM106 210V209H105ZM104 210V211H105ZM172 210H173V208H172ZM172 210H170V212H168V214H170V213H172L171 211ZM181 210V209H180ZM45 211H46V209H45ZM71 211V210H70ZM76 211V210H75ZM75 211H72L73 213L75 212ZM174 211V210H173ZM194 211V210H193ZM193 211H192V213H193ZM1 212V213H2ZM15 212V213H14ZM52 212V211H51ZM101 212H102V215H104V218L106 217L105 215L106 214H104V213H106L107 211H105L104 213H103V209L101 210ZM195 212V211H194ZM69 213V212H68ZM71 213V212H70ZM250 213V212H249ZM16 214V215H15ZM64 214V213H63ZM174 215H175V213H173ZM177 214V213H176ZM179 214V213H178ZM101 215V214H100ZM109 213L107 214V217L106 218H108L109 216ZM165 215V214H164ZM167 215V214H166ZM63 216H65V215H63ZM69 216H71V215H69ZM52 217H54V220H53V218ZM112 217V216H111ZM161 217H162V215H161ZM248 217H250V215L248 214ZM102 219H103V217H101ZM49 219V220H48ZM73 219H75V218H72L71 220H73ZM153 219H154V217H153ZM152 219V221L149 223V225H148V223H147V230H145V233H141L140 231H139V229L138 230H134L133 232H131V233H129V237H133V238H135V241L136 240H139L140 241V243H142L141 244V246H140V243H139V246L140 247H138V245H137V242H139V241H136V243L135 242H132V240L131 241H129L128 240V235H126V237H128V238H123V244L126 246V248H127V254H125L126 256H128V258H129V260H130V262L132 263V264H171L172 263V261H173V259H174V257H173V255H174V253H175V251L177 250V248L178 247H180L179 246V244H180V241H181V243H182V239L185 237V235H186V232H187V229H188V222H187V220H186V218L183 216V215H178L177 217L176 216H171V214H170V216L168 215L167 217H164V218H156V219H154L153 220ZM50 220H53V222H50ZM68 220V221H67ZM76 220V219H75ZM89 220V219H88ZM252 220V219H251ZM251 220H249L250 222H251ZM38 221V222H37ZM67 221V222H66ZM74 221V220H73ZM84 221H86V220H84ZM105 221V220H104ZM103 221V222H104ZM106 221H108V219L106 220ZM110 221V220H109ZM249 221H248V223H249ZM69 222V223H68ZM75 222V221H74ZM74 222L72 223V224H74ZM89 222V221H88ZM106 224H107V222H105ZM75 225V224H74ZM84 225H85V222H84ZM108 225V224H107ZM76 226V225H75ZM81 226V225H80ZM74 226H72L71 225V228H73ZM101 227V226H100ZM118 227V226H117ZM120 227V226H119ZM122 227V226H121ZM71 228H68V229H71ZM76 228V227H75ZM86 228V227H85ZM83 229V228H81L80 227V229H82L83 231H85V232H82V234H83V236H84V233H88L89 234V231L87 232V230L86 229H88V228H86V229ZM123 228V227H122ZM115 229V228H114ZM62 230V229H61ZM67 230V229H66ZM78 230V229H77ZM81 230V231H82ZM98 230H100V228L98 229ZM73 231V230H72ZM72 231H71V233H69V234H72ZM92 231H93V229H92ZM90 232L91 233V235L92 234H94L93 232ZM127 231V230H126ZM126 231H124L125 233H126ZM66 232V231H65ZM75 232V231H74ZM95 232V231H94ZM98 232V231H97ZM116 232V231H115ZM118 232V231H117ZM120 232V231H119ZM141 233V234H140ZM62 234H64V232L62 231ZM79 234H81V232L79 233ZM82 234H81V236H82ZM87 234V235H88ZM111 234V233H110ZM66 235V234H65ZM74 235V233L72 234V236ZM87 235H86V237H87ZM116 235V234H115ZM117 235H118V233H117ZM69 236H71V235H69ZM125 236V235H124ZM75 237H77V240L78 239H81L82 237H80V235H76L75 234ZM80 237V238H79ZM85 237V236H84ZM65 238H67L66 236H65ZM73 239V238H72ZM74 239H76V238H74ZM83 239V238H82ZM84 239H86V238H84ZM112 239H114V237H112ZM116 239L117 238H115L114 240L116 241ZM118 240V239H117ZM66 243H67V241L66 240H64ZM69 241H71V242H69ZM75 240H71V239H69L68 238V243H70V244H73V242H74ZM79 241V240H78ZM114 241V242H115ZM120 241V240H119ZM76 242V241H75ZM112 242H113V240H112ZM56 243H58V244H56ZM65 243V244H66ZM69 244V245H70ZM83 244V243H82ZM81 244V245H82ZM54 245V246H53ZM61 245V244H60ZM122 245V244H121ZM120 244H119V246H121ZM55 246H57V247H55ZM71 246V245H70ZM69 246V247H70ZM182 246H183V244H182ZM75 247V246H74ZM123 247V246H122ZM121 247V248H122ZM138 247V248H137ZM46 249H47V247H46ZM67 249V248H66ZM181 249V248H180ZM124 250H126V249H124ZM75 252V251H74ZM125 252V251H124ZM141 252V253H140ZM50 253V252H49ZM75 253H79V252H75ZM69 254V253H68ZM70 255V257H71V255H75V254H73V252H72V254L70 253L69 254ZM74 257V256H73ZM70 262V261H69ZM73 264H75L74 262H73ZM172 264H174V263H172Z\"/></svg>","mask_w":264,"mask_h":264}]
</instances>
